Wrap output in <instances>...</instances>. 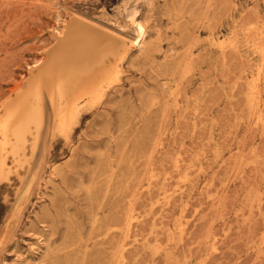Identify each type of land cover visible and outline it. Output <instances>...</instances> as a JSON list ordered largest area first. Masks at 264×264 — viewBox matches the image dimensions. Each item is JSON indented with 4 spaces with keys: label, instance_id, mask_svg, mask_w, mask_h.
Listing matches in <instances>:
<instances>
[{
    "label": "rangeland",
    "instance_id": "374dc122",
    "mask_svg": "<svg viewBox=\"0 0 264 264\" xmlns=\"http://www.w3.org/2000/svg\"><path fill=\"white\" fill-rule=\"evenodd\" d=\"M128 17L117 84L0 185V264H264V0H0V105L65 22Z\"/></svg>",
    "mask_w": 264,
    "mask_h": 264
},
{
    "label": "bare ground",
    "instance_id": "6f19581e",
    "mask_svg": "<svg viewBox=\"0 0 264 264\" xmlns=\"http://www.w3.org/2000/svg\"><path fill=\"white\" fill-rule=\"evenodd\" d=\"M129 20L134 31L131 39H112L80 20L55 30L53 44L45 59L33 64L36 71H28L26 85L0 105V185L35 175L42 166L48 136H68L82 112L118 82L128 47L142 48L146 37L144 25L133 17ZM108 56L113 60L108 62ZM261 56L264 60V53Z\"/></svg>",
    "mask_w": 264,
    "mask_h": 264
}]
</instances>
